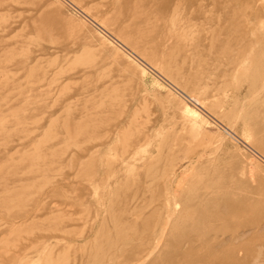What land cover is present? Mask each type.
Instances as JSON below:
<instances>
[{"label": "rangeland", "instance_id": "374dc122", "mask_svg": "<svg viewBox=\"0 0 264 264\" xmlns=\"http://www.w3.org/2000/svg\"><path fill=\"white\" fill-rule=\"evenodd\" d=\"M263 157L264 0H0V264H264Z\"/></svg>", "mask_w": 264, "mask_h": 264}, {"label": "bare ground", "instance_id": "6f19581e", "mask_svg": "<svg viewBox=\"0 0 264 264\" xmlns=\"http://www.w3.org/2000/svg\"><path fill=\"white\" fill-rule=\"evenodd\" d=\"M187 109L189 110V107H188ZM257 152H258V151H256V153H257ZM257 155H258V154H257ZM259 155L262 156L260 153H259ZM259 155H258V156H259ZM263 158H264V157H263Z\"/></svg>", "mask_w": 264, "mask_h": 264}]
</instances>
